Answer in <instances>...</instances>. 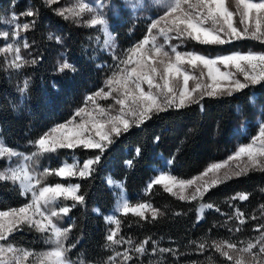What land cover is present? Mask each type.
<instances>
[{"label": "snow or ice", "instance_id": "obj_1", "mask_svg": "<svg viewBox=\"0 0 264 264\" xmlns=\"http://www.w3.org/2000/svg\"><path fill=\"white\" fill-rule=\"evenodd\" d=\"M44 3L51 6L58 4L59 0H44ZM159 3L162 14L150 22L141 41L116 58L115 70L105 88L86 96L84 106L77 109L69 121L52 127L33 141L35 151L25 155L0 142V159L12 161L15 158L14 164L0 169V182H11L18 187L20 195L27 198L20 207L0 211V264H76L68 253L78 241L66 244L74 225L61 227L59 221L70 219L72 209L85 204V194L79 183L48 184L49 177L87 179L116 138L133 127H141L154 115L193 104L202 108L201 101L205 97H231L264 82V52H232L209 57L197 52L178 51V45L171 44L173 39H178L201 45H227L242 40L264 45V0H159ZM125 4L132 9L141 7L140 0H125ZM106 6L103 2L93 5L87 0H74L72 6L58 7L54 11L65 20L98 28L105 37L104 45L115 47L109 21L102 11ZM38 14V10H27L23 15L33 19L24 23L14 15L9 21L13 31L0 32V38L13 41L0 47V56L4 57L8 68L20 71L38 63V59L29 60L21 54L22 49L31 47L22 33L35 27L34 18ZM86 15L88 19H84ZM159 38L164 42H158ZM48 39L62 43L59 36L49 35ZM65 70L75 72L76 68L65 60L58 65L57 71L63 73ZM28 88L29 81L24 80L21 92ZM98 99H111L113 103L105 107L98 103ZM155 139L158 141L159 137ZM77 149L97 151L83 161L72 156L71 162L61 161L57 168L37 169L40 157L60 150L75 152ZM135 151L139 156L140 148ZM232 161L236 162L234 166H230ZM127 164L131 167L132 161ZM257 170L264 171V123L260 124L257 134L247 144L239 146L226 161L211 163L201 174L190 179L160 171L148 182L145 190L150 193L159 185L181 201H203L212 188ZM108 183L117 190L114 213L124 216L131 213L142 220L149 219L146 215L149 212L152 220L163 215L151 203H130L122 181L109 178ZM249 195L237 194L232 199L247 201ZM214 207L211 203H200L196 210L198 220L203 218L205 210ZM260 208L264 210V205ZM95 211L100 214L99 209ZM215 211L220 212L219 207H215ZM233 217L239 224L245 223L244 213L238 208ZM251 219L257 217L253 215ZM104 220L112 226L105 237V247L113 254L102 264H135L148 252L150 241L153 254L176 255L174 249L157 248V242L151 237L136 243L130 237L119 235L121 219L116 214L104 216ZM261 229H264V223L254 228L259 233L255 238L239 241L241 247L237 242L213 240L210 243L202 241L197 248L203 252L210 247L230 264H264V231ZM26 230L39 233L51 247L37 252L17 245L15 234ZM240 230L239 227L235 229ZM117 246L125 247L119 251ZM79 264L85 262L81 260Z\"/></svg>", "mask_w": 264, "mask_h": 264}, {"label": "trees", "instance_id": "obj_2", "mask_svg": "<svg viewBox=\"0 0 264 264\" xmlns=\"http://www.w3.org/2000/svg\"><path fill=\"white\" fill-rule=\"evenodd\" d=\"M29 9L38 10L39 14L34 18L35 27L26 33L31 47L25 50L24 57L36 58L38 63L15 71L12 78L0 59L1 136L7 146L25 155L35 151L33 141L52 127L69 121L84 104L85 97L103 83V64L106 62L105 54L99 49L97 58L93 53L85 54L87 34L59 16L44 0H0V16L10 10L23 20V13ZM24 19L30 22L33 17L25 16ZM123 22L119 20L113 24L114 32L117 41L128 46L135 37L131 34L128 38L135 24L128 23L124 30ZM49 35L59 36L62 43L49 40ZM65 60L75 66V72L57 71L58 65ZM24 80L29 81V88L21 92ZM201 105L202 108L195 104L182 109L170 108L154 115L141 127L131 128L114 140L89 178L74 180L81 185L85 204L72 209L70 219L59 221L61 227L74 225L66 242L78 241L68 253L72 261L102 264L113 254L105 247L110 226L104 216L113 211L116 203V193L109 186V178L124 183L132 203H151L163 213L155 220L150 215L147 220L133 215L121 217L119 235L130 237L136 243L151 237L157 242V248L176 250V255L153 254L150 241L148 252L135 264H207L205 252L199 251L193 241L197 243L219 236V232H214L215 223L226 225L222 213L228 215L225 210L230 205L228 200L239 193L250 194L240 207L250 211V214H244L245 223L241 228L254 221L251 217L254 212L258 215L257 208L264 203V171H250L208 191L200 203H211L219 207L220 212L208 213L202 221L198 220V204L178 200L161 188L150 193L145 190L148 182L167 163H170L169 170L173 175L190 179L201 174L211 163L226 158L240 144L248 143L257 134L259 123L264 122V82L231 97H205ZM156 137H159L158 141ZM137 148H140L139 156L136 155ZM95 151H79L78 155L84 160ZM63 155L66 152L61 150L58 154L40 157L37 169L55 166L52 163L59 162ZM128 161H132L131 167ZM2 166L4 162L0 161ZM56 181L57 178L51 176L46 183ZM26 202L11 184L0 182V211L20 207ZM95 209H99L100 214ZM28 232L15 243L37 252L46 250L48 243L44 238L39 233ZM124 247L117 246L119 251ZM211 249L209 247L206 252L211 253ZM213 254L215 258L212 259L220 258L219 253Z\"/></svg>", "mask_w": 264, "mask_h": 264}, {"label": "rangeland", "instance_id": "obj_3", "mask_svg": "<svg viewBox=\"0 0 264 264\" xmlns=\"http://www.w3.org/2000/svg\"><path fill=\"white\" fill-rule=\"evenodd\" d=\"M87 2H89V3L93 4V5H97V4H100L101 2H103V3H105L107 5L106 7H104L102 9V11H103V14L105 15V17L109 21V30L112 32L114 40H115V47H106L104 45V43H103V41L105 39V37L103 35V32L100 31L98 28L86 27V26L83 25V23H76L73 20H67L69 23L74 25L77 30L80 29V30H82L83 32H85L87 34V36H88L87 37V42L88 43L85 45V48L87 49V52L85 54L90 52V54L93 53L94 57L97 58V57H99V55H96V53H97V50L99 49L106 56V62L103 64V68H104V72H105V77H104L105 79H104L103 83H101V85L98 88H96V89H94L92 91V93H94V92H96L97 90H99L101 88H105L106 81L111 76L112 72L115 70V65L117 63V59L116 58L123 56L128 49L132 48L137 42L141 41L145 37V35L147 34V29L149 27L150 22L153 19H155L156 17H158L159 15H161L162 12H163V9H162V7H161V5L159 3V0H140L141 7L137 8V9H132V8L126 6L125 0H87ZM130 2H132V0H130ZM230 2H231V0H230ZM73 3H74V0H59L58 4L51 5V7L56 9L58 7L72 6ZM14 15H15V13H13L12 11L9 10L8 12H6L5 14L0 16V32L8 31L9 33H11L13 31V25L10 24L9 21L12 20V17ZM15 16H17V15H15ZM24 18H25V16L23 17V20H20V18L18 17L19 22L20 23H24L25 22ZM84 19H88V16L86 15L84 17ZM119 20H121V21L124 20V22L121 23L122 24V28L124 30H126V28L128 26L127 25L128 23L135 24L134 30H132L129 33L128 38H130L131 34H134L135 37L128 44V46H125V45H123V44H121V43H119L117 41V35L114 32V28L115 27L113 26V24L115 22H118ZM22 37H25L27 39L26 33H22ZM11 42H13L11 39L4 40L3 38H0V47H3L7 43H11ZM158 42L163 43L164 42L163 38H159ZM171 44L178 45V48H177L178 51L197 52V53H201V54L207 55L209 57L226 55V54H229V53H232V52H248V51L264 52V45H262V44H260V43H258L256 41H252V40H242V41H237V42H234V43H231V44H227V45H201V44H198L195 41H191V40L181 41V40H178V39H173L171 41ZM25 50L26 49H22L21 54L23 56L25 54ZM0 59H2V61L4 62L5 66H6V61H5L4 57L0 56ZM6 68H7V71L9 73L10 77H12V78L15 77V73L14 72L17 71V70L8 68L7 66H6ZM20 71H17V72H20ZM198 71H199V69H197V72ZM192 83L193 82L190 81V86H192ZM92 93H90V94H92ZM98 103H100L102 106L106 107L109 104L113 103V101L111 99H109V100H100V99H98ZM84 104H85V101H84ZM84 104L81 107H83ZM88 107H89V109H91V104H89ZM77 119H79V118H77ZM261 123H264V122H260L259 126H260ZM1 134H2V132H1V125H0V142H3L5 144ZM255 135H253V136H255ZM241 145H244V144H240L239 146H241ZM238 147L235 149V151L238 150ZM62 151H65L66 155H63L62 159L59 160V162L57 161V163H52L53 165L56 164L55 166L52 167V165H48L46 168H57L58 166H60L61 161H64V160H68L69 162H71V157L72 156H75L80 161H83V159H81V157L78 155L79 151L87 152V151H92V150L77 149V150H75V152H70L69 150H62ZM58 152L54 153V154H58ZM234 152L231 153L230 155H228L226 158H224V159H222L220 161H217V162L226 161L229 156L234 154ZM0 161L4 162V166L0 167V169H2V168L6 167L8 165L14 164L15 163V158H13L12 161H6V158L5 159H0ZM235 163H236L235 161L230 162V166H234ZM169 165H170V163H167L165 165V167L163 169L158 170V172L166 171V172H169L170 174H172L170 172V170H169ZM56 178H57L56 183L57 182H59V183H68V182L74 183V180H82V179H78V178H70L69 181L66 182L63 178H60V177H56ZM177 178H179V177H177ZM236 178H238V177H236ZM180 179H182V178H180ZM233 179H235V178H233ZM3 183L11 184V186L13 188L17 189L18 193L20 194V192L18 190V187L13 185L11 182H3ZM49 184H54V183H49ZM109 186L112 189H114V187L111 186L110 184H109ZM123 186H124V183H123ZM155 188H161L162 189L161 186L157 185L152 190H154ZM114 191L116 193V203H115L113 211H111L106 216L116 214L118 216V218L121 219V217H125L123 214L114 213V210L117 207V190L114 189ZM124 192H125L126 197L129 200V202L132 203L130 201L129 197H128V194H127V191L125 189V186H124ZM239 194H245V193H239ZM169 195L172 196L171 194H169ZM22 197L27 200L26 197H24V196H22ZM173 197L176 198L175 196H173ZM233 197H231L228 200V203L230 205L227 207V209L225 208V210L228 211V215H227V212L226 213L225 212L222 213V216L224 218H226L225 223H226L227 226L225 227L223 225H218L217 223H215L214 232H219V236L213 237L212 239L210 237V239L208 238L209 240H207V239L202 240L203 242L210 243L213 240H215V241L228 240L230 242H237L238 243V247H241L242 245L239 244V241H247V240L253 239L257 235H259L258 232L254 231V228L257 225H259L261 223H264V210H261L260 207L257 208V209H259L258 210V215L256 216L257 219L252 221L251 223H249L247 226H244V227L241 228V226L243 224H239L238 221L233 217V213H234L235 209L238 208L240 211L244 210V214L245 215L250 214V211H248V209L245 208V207L244 208L243 207L240 208L241 205L243 203H245L246 201L233 200L232 199ZM184 202L196 203V204H198V207L200 205V201H191V202L184 201ZM132 204H134V203H132ZM262 205H264V203ZM214 212H217V211H215V207L212 210H205V212L203 214V218L199 219V220L200 221L204 220L205 219V215H207L208 213H214ZM129 215H133V214L129 213L127 216H129ZM146 215H150V212L146 213ZM245 215L243 217L244 219L246 217ZM254 215H255V212H254ZM229 217H233V218L230 219ZM110 227H112V226H110ZM237 227H239L241 230L240 231H235V229ZM261 231H264V229H261ZM26 234H29V232L27 230L22 232V233H16L15 234V241L19 237H21L23 235H26ZM202 241H198L196 244L198 245ZM50 247H51V245L48 244L47 247H46V250H44V251H47ZM207 250H208V248L204 251L205 252L204 256H205V258L207 260V264H230V262H227L225 260V258L223 256H221V255H220V258L218 260L217 259H212V258H211V260H209V257H213V255H214L213 253H215V251L211 249L212 252L211 253H207L206 252ZM213 258H215V257H213ZM89 264H96V263H89Z\"/></svg>", "mask_w": 264, "mask_h": 264}]
</instances>
